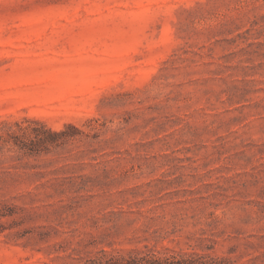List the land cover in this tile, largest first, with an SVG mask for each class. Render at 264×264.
<instances>
[{"label": "rangeland", "instance_id": "1", "mask_svg": "<svg viewBox=\"0 0 264 264\" xmlns=\"http://www.w3.org/2000/svg\"><path fill=\"white\" fill-rule=\"evenodd\" d=\"M264 264V0H0V264Z\"/></svg>", "mask_w": 264, "mask_h": 264}, {"label": "trees", "instance_id": "2", "mask_svg": "<svg viewBox=\"0 0 264 264\" xmlns=\"http://www.w3.org/2000/svg\"><path fill=\"white\" fill-rule=\"evenodd\" d=\"M82 264H161L151 254H130L127 257L111 256L102 252L100 256L87 259Z\"/></svg>", "mask_w": 264, "mask_h": 264}]
</instances>
